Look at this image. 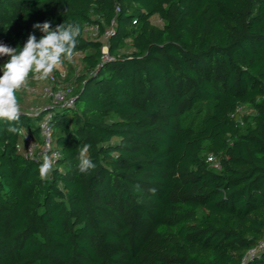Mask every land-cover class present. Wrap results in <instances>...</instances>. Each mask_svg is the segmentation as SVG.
I'll return each mask as SVG.
<instances>
[{
    "label": "trees",
    "instance_id": "obj_1",
    "mask_svg": "<svg viewBox=\"0 0 264 264\" xmlns=\"http://www.w3.org/2000/svg\"><path fill=\"white\" fill-rule=\"evenodd\" d=\"M46 21L77 23L80 43L18 102L51 107L49 84L76 101L50 110L61 157L46 180L26 157L46 114L16 134L0 121V264H244L264 239V0H0L10 47Z\"/></svg>",
    "mask_w": 264,
    "mask_h": 264
},
{
    "label": "clouds",
    "instance_id": "obj_2",
    "mask_svg": "<svg viewBox=\"0 0 264 264\" xmlns=\"http://www.w3.org/2000/svg\"><path fill=\"white\" fill-rule=\"evenodd\" d=\"M33 29H38L43 35L37 39L29 34L22 47H10L0 42V57H8L0 65V121L8 125L7 131L16 134L19 131L21 105L16 92L26 87L30 74L35 80H47L58 69L64 60H71L80 41V26L77 23L64 22L53 28L50 22L35 23ZM85 144L78 149V171L89 174L96 168L89 150ZM58 158V157H57ZM55 160L45 153L39 164L41 180H46L53 170ZM155 189L151 192L155 194Z\"/></svg>",
    "mask_w": 264,
    "mask_h": 264
},
{
    "label": "built area",
    "instance_id": "obj_3",
    "mask_svg": "<svg viewBox=\"0 0 264 264\" xmlns=\"http://www.w3.org/2000/svg\"><path fill=\"white\" fill-rule=\"evenodd\" d=\"M89 31L94 34V36H97L99 34V29L97 26L89 27ZM112 34V30L106 31L105 38H109ZM104 54V60L112 59L108 54V47H104ZM50 80L52 82L56 81V78L53 76V74L50 76ZM41 92L44 98H47L51 101V107H45L43 109L31 108L29 110H25L21 107L23 115L26 116L38 115L42 112L46 114L39 124V128L43 138V147L41 150H39V143L33 137H26V157L34 158L36 160H42L43 155L47 153L48 155L53 157L56 163L61 157V153L53 146V127L51 124L53 116L50 110L53 106L74 107L76 98L73 96V87L68 84L59 85L57 87H55L54 84H49L44 86ZM209 162L215 169H221L220 163L216 160L215 157L211 156L209 158ZM262 251H264V239H262L254 248L247 252V254L242 259V263L245 264L258 257Z\"/></svg>",
    "mask_w": 264,
    "mask_h": 264
},
{
    "label": "rangeland",
    "instance_id": "obj_4",
    "mask_svg": "<svg viewBox=\"0 0 264 264\" xmlns=\"http://www.w3.org/2000/svg\"><path fill=\"white\" fill-rule=\"evenodd\" d=\"M59 69L60 70H63V71H67V67L65 66V64L63 65H61L60 67H59ZM38 88L36 87L35 89H32L31 91H30V93L32 94H30V96H32L31 98H32V100L34 101V102H32L31 101V98L29 97H27V99H26V102H25V104L28 106V105H30L31 103L32 104H36V102H40V100L39 99H35V97H37L38 96ZM34 96V97H33Z\"/></svg>",
    "mask_w": 264,
    "mask_h": 264
}]
</instances>
